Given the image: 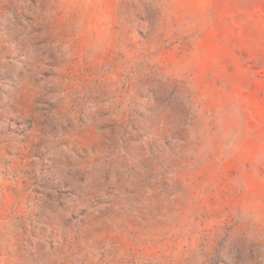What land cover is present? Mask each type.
Listing matches in <instances>:
<instances>
[{
    "label": "rangeland",
    "instance_id": "rangeland-1",
    "mask_svg": "<svg viewBox=\"0 0 264 264\" xmlns=\"http://www.w3.org/2000/svg\"><path fill=\"white\" fill-rule=\"evenodd\" d=\"M0 91L21 132L72 92L102 121L76 146L139 160L53 264H222L234 232L264 264V0H0Z\"/></svg>",
    "mask_w": 264,
    "mask_h": 264
},
{
    "label": "clouds",
    "instance_id": "clouds-1",
    "mask_svg": "<svg viewBox=\"0 0 264 264\" xmlns=\"http://www.w3.org/2000/svg\"><path fill=\"white\" fill-rule=\"evenodd\" d=\"M22 98L31 103L21 94L10 99L0 91V115ZM61 98L46 114L36 112L32 126L23 132L0 121V247L20 264H53L58 240L72 239L65 225L78 227L81 220L90 218L96 211L92 204L120 199L126 194L123 186L131 171L139 167V160L96 143L77 147L74 142L91 135L94 125L102 121L89 117L96 107L79 102L76 108L72 92H60L49 101ZM78 113L82 119L76 118ZM25 156L30 159L26 161ZM37 158L43 162L39 167L31 162ZM259 231L264 241V225ZM241 235L234 232L225 240L219 252L222 264H231L232 242Z\"/></svg>",
    "mask_w": 264,
    "mask_h": 264
}]
</instances>
